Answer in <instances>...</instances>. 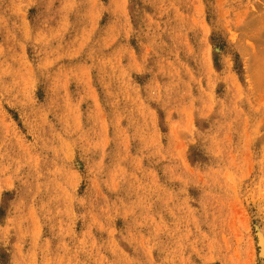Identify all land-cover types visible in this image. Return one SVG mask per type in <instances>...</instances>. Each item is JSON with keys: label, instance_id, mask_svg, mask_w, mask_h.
<instances>
[{"label": "rangeland", "instance_id": "374dc122", "mask_svg": "<svg viewBox=\"0 0 264 264\" xmlns=\"http://www.w3.org/2000/svg\"><path fill=\"white\" fill-rule=\"evenodd\" d=\"M0 264H264V0H0Z\"/></svg>", "mask_w": 264, "mask_h": 264}]
</instances>
